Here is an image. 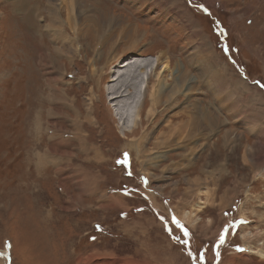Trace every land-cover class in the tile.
Wrapping results in <instances>:
<instances>
[{
  "label": "rangeland",
  "instance_id": "1",
  "mask_svg": "<svg viewBox=\"0 0 264 264\" xmlns=\"http://www.w3.org/2000/svg\"><path fill=\"white\" fill-rule=\"evenodd\" d=\"M0 264H264V0H0Z\"/></svg>",
  "mask_w": 264,
  "mask_h": 264
},
{
  "label": "bare ground",
  "instance_id": "2",
  "mask_svg": "<svg viewBox=\"0 0 264 264\" xmlns=\"http://www.w3.org/2000/svg\"><path fill=\"white\" fill-rule=\"evenodd\" d=\"M65 1H66V0H65ZM52 3H53V2H52ZM52 3H51V4H52ZM61 3H62V2H61ZM51 6H52V5H51ZM68 6H69V4H68ZM53 8H54V7H53ZM54 10H56V9L54 8ZM55 14H56V13H55ZM52 16H54V15H52ZM71 16H72V15H70V18H71ZM57 18H58V16H57ZM116 18H117V17H116ZM55 19H56V18H55ZM113 19H114V18H113ZM68 20H69V19H68ZM57 22H58V21H57ZM55 23H56V22H55ZM115 24H117V23H115ZM52 25H53V23H52ZM111 25H112V23H111ZM72 26H73V25H72ZM105 26H106V25H105ZM100 27H101V26H100ZM72 28H73V27H72ZM72 28H71V29H72ZM78 29H79V28H78ZM81 30H82V29H81ZM78 31H79V30H78ZM78 31H77V32H78ZM100 32H101V31H100ZM125 33H126V32H125ZM57 34H58V33H57ZM123 35H124V34H123ZM141 61H142V60H141ZM167 67H168L167 64L163 65V69L166 70ZM142 71H143V70H142ZM162 71H163V70H162ZM162 71H161V72H162ZM161 72H160V74H161ZM157 76H159V75L157 74ZM160 76H162V75H160ZM159 80H160V79H159ZM162 81H164V80L162 79ZM158 84H159V83H158ZM160 86H161V88H162V85H160ZM160 86H159V87H160ZM156 87H157V86H156ZM159 87H158V88H159ZM156 90H157V89H156ZM159 93H160V91L156 92L155 94H157V96H158Z\"/></svg>",
  "mask_w": 264,
  "mask_h": 264
},
{
  "label": "water",
  "instance_id": "3",
  "mask_svg": "<svg viewBox=\"0 0 264 264\" xmlns=\"http://www.w3.org/2000/svg\"><path fill=\"white\" fill-rule=\"evenodd\" d=\"M122 98H123V94L122 95H119V99L122 100Z\"/></svg>",
  "mask_w": 264,
  "mask_h": 264
},
{
  "label": "snow or ice",
  "instance_id": "4",
  "mask_svg": "<svg viewBox=\"0 0 264 264\" xmlns=\"http://www.w3.org/2000/svg\"><path fill=\"white\" fill-rule=\"evenodd\" d=\"M221 240H223V236H221Z\"/></svg>",
  "mask_w": 264,
  "mask_h": 264
},
{
  "label": "flooded vegetation",
  "instance_id": "5",
  "mask_svg": "<svg viewBox=\"0 0 264 264\" xmlns=\"http://www.w3.org/2000/svg\"><path fill=\"white\" fill-rule=\"evenodd\" d=\"M124 96H126V95H124Z\"/></svg>",
  "mask_w": 264,
  "mask_h": 264
}]
</instances>
